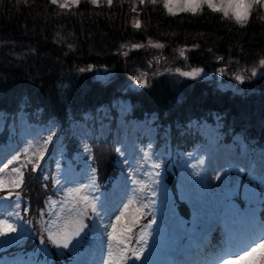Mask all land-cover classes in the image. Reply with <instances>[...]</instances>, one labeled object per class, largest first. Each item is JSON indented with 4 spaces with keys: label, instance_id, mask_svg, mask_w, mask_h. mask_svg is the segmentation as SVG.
I'll use <instances>...</instances> for the list:
<instances>
[{
    "label": "trees",
    "instance_id": "16d2710c",
    "mask_svg": "<svg viewBox=\"0 0 264 264\" xmlns=\"http://www.w3.org/2000/svg\"><path fill=\"white\" fill-rule=\"evenodd\" d=\"M250 12L241 26L230 14L225 18L206 5L196 14L177 11L173 15L162 0H112L111 5L107 0H99L98 4L80 0L66 9L49 0H0L2 134L5 136L8 122L22 110L33 123L54 120L66 146L81 147L68 125L81 118L95 122L93 117L85 118L83 111H93L106 103L112 126L116 111L111 100L124 95L132 117L152 114V121L158 122L162 130L169 126L172 139L193 141L196 131L185 126V120L192 116L209 119L215 112L226 137L237 132L249 143L255 142L253 146H259L264 139V84L228 92L215 87L214 77H207V81L186 76L183 79L179 73L167 75L153 68L147 73L146 86H118L125 69L137 70L148 62L147 48L133 46L152 39L170 49L186 44L195 55L190 63L209 61L225 68H231L230 64L248 66L264 55V9L253 8ZM137 22L139 28L134 27ZM128 44L130 49L126 48ZM238 54L239 58L233 59ZM103 70L109 72L107 80L96 75ZM107 140L108 136H102L87 142L91 156L113 164L114 145ZM28 158L20 155L26 167L18 190L29 203V212L36 216L38 206L54 191L50 190L51 181L42 178L44 171H33V162ZM111 170L103 168L102 175H109Z\"/></svg>",
    "mask_w": 264,
    "mask_h": 264
},
{
    "label": "rangeland",
    "instance_id": "374dc122",
    "mask_svg": "<svg viewBox=\"0 0 264 264\" xmlns=\"http://www.w3.org/2000/svg\"><path fill=\"white\" fill-rule=\"evenodd\" d=\"M49 2L52 4L51 0ZM61 2L71 4V0H61ZM167 2L172 5L173 11H178L185 0H167ZM189 2H192V0H189ZM213 2L219 4L221 0H213ZM163 3H165V0H163ZM229 13L232 16L231 10ZM198 34L203 36L201 33ZM157 44L160 45V42L155 39H152L149 43L136 44L140 46L137 48H141V45L147 48L149 51L148 62L139 66L137 70L125 69L123 77L119 80L118 86L120 89L131 88L133 85L140 88L141 85L136 82L137 77L142 82H146L147 73L153 68L155 69L154 72L164 70L167 75L179 73L182 78L185 77L182 75L183 72H190L192 69L199 68L202 71L197 78L207 81V77H214L215 87H222L228 92H240L250 90L253 87L260 88L259 85L264 84V78L262 77L264 76V65L260 64V61L264 60V55L259 56L248 66L230 64L231 68H226V71L224 65H215L214 62L213 64L209 61L204 64L197 63V61L190 63L195 59V55L186 44L184 46L175 45L172 49L166 48L163 43L162 47H155ZM126 48L130 49L129 44ZM181 51H183V55H181ZM200 51L199 48V51L195 53L200 55ZM234 57L233 59L237 60L239 54L234 55ZM96 75L102 80H107L109 72L103 70L97 72ZM257 75L261 76L256 77ZM237 76L242 77V80H237ZM111 101L114 103L116 111L112 126L109 124L111 114L106 103L100 104L97 113L94 111L89 112V110L83 111L87 118L95 116L96 122L94 124L80 119L72 121L68 126L70 132L80 142L90 140L93 137L108 136V143L114 142V152L117 156L113 164L109 161L108 163L103 162L104 159L100 161L101 157L99 156L95 158L97 164L89 152L85 150L78 151L79 146H71L76 148L72 151L67 150L63 144L57 122L47 119L45 123H33L27 119L22 110L16 113L14 121H9L10 132L6 138L7 140L0 142V168L7 164L9 160H12L21 147L24 150H31V156L28 160L33 162L32 165L35 168L41 164V169L46 170L50 167L49 162H52L51 177L55 180L54 185L56 188L64 192V196L52 199L51 202H57V206L64 213L65 219L68 218L69 209H77L81 213L79 220L84 224L80 208L83 207L86 210L88 207L92 212V203L96 204L99 215L107 213L106 218L101 219L99 215L92 212L94 218L91 220L92 224L95 222L99 227L95 229L94 234H88L87 240L91 239L92 241H88V246L79 255H87V260L85 262L75 260L71 264H146V262L148 264H165L161 260L165 256H167L166 259H171L173 252L176 251L175 249L190 247L193 233L196 234L197 238L200 234H203V237L206 238L209 232L211 230L213 232L215 229L219 233H224L225 220L222 212L224 206L221 208L217 201L228 199L225 204L230 203L235 206L234 210H237L235 201L231 198L236 195L235 192L239 183L237 182L238 177H234L231 171L239 168H245L247 175V180L244 181L240 191L241 196L247 204H250L249 209L255 210L257 219L264 220V215L259 213L260 207L264 205L260 202V193L264 192V183L261 182L264 178V142L251 148L243 140H240L238 133L232 132L229 139L222 137L223 130L218 129L219 122L215 120L192 119V125L202 132L203 138L201 141L199 140L196 146L188 151H183L180 157L179 153L175 152L177 148L174 143H169L167 139L158 143L155 142L156 139H161V137H159L160 132L156 124L150 122L151 115L144 116V118L132 117L130 115V103L124 95ZM3 121L2 111H0V128ZM162 134L166 138L167 132ZM34 136L39 140L34 141L33 145L28 147V138ZM49 136L52 138L48 146L44 141ZM85 148L88 151L91 150L86 144L84 145ZM67 151L72 152V154H68ZM167 151L171 154H169L170 160L166 162L163 160V155ZM23 155L26 156L25 152H23ZM155 163H159L160 168L155 169L153 167ZM108 167L115 169V171L119 167L116 178L109 186L100 187L96 179L98 178L97 174L93 173V169L101 171L103 168ZM12 168H20V164L14 165L12 163L8 169L0 173V190L4 189L6 191H4L5 194L0 195V221L7 220L13 227H17L18 231L0 237V245L7 243L8 239L16 234L23 235L30 232L25 214L22 211L20 195L11 190V187L14 186L12 181L19 178L18 174L11 171ZM157 172L159 173L158 176L156 175ZM197 172L200 173L199 176L195 175ZM168 173L174 176L176 186L171 185L169 178L167 182L164 180ZM217 176H220V179H216ZM254 177H256V182H252L250 179ZM57 180L60 181V184H56ZM199 180H203V183H193V181ZM122 182L123 185L120 189L119 184ZM83 184L90 186L81 189L79 192L70 191ZM233 189H235L234 192ZM9 192L12 193L10 196ZM230 192H233V194L229 197L227 194ZM246 192L249 195L255 193L256 198L249 200ZM178 196L184 198L190 208V216H188L190 220L185 223L187 228L180 225V222L176 225L170 220L173 217L171 214L174 213L176 220L177 215H179L176 207ZM83 197H87L89 205L84 203ZM125 205H128L126 209ZM121 212L124 215L117 222L116 216L120 215ZM143 213L149 214L150 218L148 223L139 229L138 237L141 234V229H144L151 220H155L151 228L146 229L152 235L145 237L147 246L141 259L137 260L133 255V250H138L140 247L137 242L131 243L130 251H132V254L127 259L125 256L129 245V226L135 223ZM58 217L55 216L51 231L47 230L48 234L49 232L55 234L58 231L70 230L74 227L73 224L69 223L66 228L65 222H56ZM210 222H215L216 225L207 229L202 227L203 225H209ZM192 223L194 229L191 232L188 227ZM113 224L116 226V238L110 241L109 234L112 233L111 225ZM93 226H88V229L90 228L89 232H91ZM48 228L50 227L48 226ZM157 230L159 236H157ZM175 231H178V237ZM39 232H42V230L38 229ZM164 233L166 234L164 235ZM109 242L112 245L111 249H109ZM109 251L112 253L111 256ZM33 254H35L33 251L11 254V256L3 254L0 255V264H46L45 261L37 259ZM159 261L160 263H158ZM244 262L238 261L237 264H243Z\"/></svg>",
    "mask_w": 264,
    "mask_h": 264
},
{
    "label": "snow or ice",
    "instance_id": "6c2138e0",
    "mask_svg": "<svg viewBox=\"0 0 264 264\" xmlns=\"http://www.w3.org/2000/svg\"><path fill=\"white\" fill-rule=\"evenodd\" d=\"M26 2V0H25ZM80 0H71V5H78ZM92 4H98L99 0H90ZM141 3L144 0H140ZM150 3H156V0H149ZM52 4L58 5L60 9L69 8L71 5L67 2H61V0H51ZM108 5L112 4V0H107ZM207 6L213 12L222 13L225 18H229V12L231 10L232 16L234 17L235 21L241 26H243L247 19L249 18L253 8H264V0H221V3L217 4L214 3L213 0H185L184 3L180 5L181 12H191L196 14L198 10H202L204 6ZM164 7L168 9L169 13L175 14L173 12V7L170 3L165 0ZM264 19V17H261ZM134 27L139 28L140 24L137 22L134 24ZM163 45H155V47H162ZM133 47H140L139 45H134ZM181 55H183V51H181ZM261 65H264V60L260 61ZM201 69L196 68L192 69L190 72H183L182 75L196 78L199 77L201 74ZM255 74V73H253ZM237 80H242V77L237 76ZM137 84L141 86H146L144 82L141 81L139 77L136 80ZM51 136H49L44 143L47 144L49 140H51ZM88 151L87 148L84 149ZM119 151V149H117ZM27 152V149H25ZM35 155V153H33ZM20 159V155L17 154L13 157L12 160H9L7 164H4L2 168H0V173H3L5 169H8L9 165L13 163V161H17ZM22 167H26L23 165ZM155 169L160 168L159 163H155L153 165ZM35 167L33 171H35ZM11 171L15 174H18V179L12 181L14 187H19L20 184L23 182V172L20 168H12ZM240 173L245 172V168H239L237 170ZM95 169H93V173ZM156 175L158 176L159 173L157 172ZM195 175L199 176L200 173L197 172ZM216 179H220V176H217ZM262 183H264V178H262ZM94 183V180H93ZM194 184H202L203 180L193 181ZM56 184H60V181L57 180ZM90 185L83 184L80 185L76 189H72L70 191L79 192L83 188H87ZM235 189H233L234 192ZM233 192L228 193L227 195L230 197ZM12 193L9 192V196ZM18 195V193H17ZM246 196L249 200H254L256 198V194L252 193L249 195L246 192ZM86 201L87 197H83ZM260 202L264 203V192L260 193ZM131 203V202H130ZM18 206V205H17ZM125 209L128 205L124 206ZM235 206L231 205L230 203H226L224 208L222 209L223 212V219L225 220V240L224 243L217 249H215V255L211 258H208L203 255V249L209 247V245L204 241L203 237H196V234L193 233L192 240H190V247L193 245V241L195 243V247L198 251L201 252L202 258L196 260H179L176 264H237L238 261H245L247 264H264V220H258L256 216V212L254 209H249L247 212L240 213L239 210H234ZM91 210L96 215H99L96 209V204H91ZM75 214V215H73ZM81 213L77 209H69L68 218L65 220V227L69 223L73 224L74 227L70 230L65 231H58L57 233L49 232V240L52 244H54L57 248L68 249L69 251L75 250L79 244L82 242L85 236L82 237L81 233L85 232V228L87 227L84 225L80 220L79 216ZM124 215L121 212L120 215L116 216V221L119 222L121 217ZM155 223V220H151L148 225L145 226L144 229H141V234L137 239V243L140 245L139 249L133 250V255L137 260L141 259L143 255L144 249L147 246V240L145 239L146 236L152 235L151 232H148L146 229L151 228V225ZM112 233L109 234L110 241L115 239V224L111 225ZM17 227H13L11 224L7 222V220L0 221V237L8 236L10 233L17 232ZM157 236H159V231L157 230ZM43 239H41V243H43ZM112 245L109 242V249H111ZM184 251L183 248H178L177 252L180 255H183ZM111 251H109V255L111 256ZM148 264V262H146Z\"/></svg>",
    "mask_w": 264,
    "mask_h": 264
},
{
    "label": "bare ground",
    "instance_id": "6f19581e",
    "mask_svg": "<svg viewBox=\"0 0 264 264\" xmlns=\"http://www.w3.org/2000/svg\"><path fill=\"white\" fill-rule=\"evenodd\" d=\"M158 129H159V131H163V130H162V127H160V125H159V128H158ZM111 143H112V142H111ZM203 255H206V254L203 253ZM200 256H201V254H200Z\"/></svg>",
    "mask_w": 264,
    "mask_h": 264
}]
</instances>
